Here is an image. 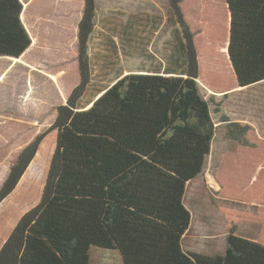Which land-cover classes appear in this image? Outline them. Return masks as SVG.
<instances>
[{"label":"trees","instance_id":"1","mask_svg":"<svg viewBox=\"0 0 264 264\" xmlns=\"http://www.w3.org/2000/svg\"><path fill=\"white\" fill-rule=\"evenodd\" d=\"M185 2L168 0L183 70L126 75L87 108L80 103L92 80L88 43L97 0H84L81 81L57 107L54 123L21 150L0 186L1 206L36 169L33 194L50 164L41 199L0 248V264H90L92 247L118 251L123 264H264V244L236 235L234 219L223 254L187 253L182 246L192 223L186 189L203 174L217 129L199 83L224 80L227 69L235 87L264 83V0H220V10L215 0H195L192 19ZM23 9L21 0H0V57L18 59L32 44ZM221 11L225 44L215 40L211 25ZM222 119L227 135L246 143L251 127ZM54 131L52 159L37 168L40 147ZM256 182L224 195L260 203L264 191L253 187ZM244 215L235 213L237 220ZM259 219L264 227V216Z\"/></svg>","mask_w":264,"mask_h":264},{"label":"rangeland","instance_id":"2","mask_svg":"<svg viewBox=\"0 0 264 264\" xmlns=\"http://www.w3.org/2000/svg\"><path fill=\"white\" fill-rule=\"evenodd\" d=\"M21 1L27 9L26 5L32 0ZM51 1L64 0H46V4H51ZM82 3L83 0L65 1V5L74 11L80 9ZM185 3L187 11L190 10L189 18H194L195 0H186ZM214 3V7L220 10V0ZM96 14L88 56L94 74L99 65V68L107 67L108 80L123 78L129 74L125 73L126 70L152 69L156 63L162 64L166 55L169 56L175 32L179 30L170 21L168 0H97ZM214 18L211 25L215 26V40L225 44L228 30L223 11L221 17ZM23 19L24 15L22 22ZM132 48L136 54L134 62L129 56ZM216 49L219 51L218 46ZM220 52L217 55L224 59L226 55ZM11 62L8 57H0V186L21 150L54 123L57 107L63 103L64 94L75 82L68 77L61 89L51 87L49 92L41 79H25L22 68L9 70ZM227 73V78L232 77L228 69ZM74 75L76 77V72ZM227 78L224 85L228 88L223 87L224 80L221 79L199 83L202 97L210 102L217 129L203 174L190 182L186 189L185 205L192 215L191 227L182 242L187 253L223 254L231 219L236 221L231 224L236 235L264 244V227L259 219L264 216V198L257 203L224 195H238L237 190L254 181L257 182L253 187L264 191V83L252 89H240L233 85V78ZM104 86L102 81L95 80L80 103L81 107H88L89 101L106 89ZM223 117L230 123L251 127L243 138L246 143L227 135L228 123L222 121ZM56 141V131L44 140L36 157L37 168H45L44 164L53 156ZM49 167L45 169L44 182L35 193L31 194L32 177L36 173L33 169L16 192L0 206V248L15 221L39 203ZM211 182H216L214 187H211ZM236 212L245 215L237 220ZM251 216H255V221L249 218ZM90 264H123V261L118 251L92 247Z\"/></svg>","mask_w":264,"mask_h":264},{"label":"crops","instance_id":"3","mask_svg":"<svg viewBox=\"0 0 264 264\" xmlns=\"http://www.w3.org/2000/svg\"><path fill=\"white\" fill-rule=\"evenodd\" d=\"M65 1L66 0L63 2L51 1V4H46V0H32L29 2V5H27L28 8L23 10L25 11L23 24L31 36L32 44L20 58H8L12 61L9 66V70L22 68L25 73V79L30 78L31 81L35 77L39 78V80L41 79L42 84L47 87L46 91L49 92H51V87L61 89L64 86V81L68 77H72L75 82L70 87V90L64 94L63 103H61V105L66 102L73 89L81 81L79 69V24L83 17L85 7L83 0L81 8H77V10L74 11L69 8L67 4L65 5ZM61 3H64L65 7L60 6ZM46 7L49 8L45 10ZM202 7L203 9H206L204 6ZM66 17H68L67 20L64 19ZM172 45L173 47L169 52V56L166 55L165 61H163L162 64L156 63L152 69L126 70L125 73H160L161 75H173L182 71L184 67L182 40L178 41V39H176L172 42ZM132 49L133 50L129 51V56L134 62L136 60V54L135 48ZM99 67L100 65L98 66V70L95 72L96 74H94L92 70V80L90 86L95 80H98V82L102 81L103 84L106 85L104 87L108 88L121 79V77H118L114 80H108L109 72L107 67ZM75 72L76 77L74 75ZM94 77H98V79H95ZM259 85L245 88L241 87L240 89H252ZM102 94L103 91L94 96L95 98L89 101L90 105L87 108H89ZM19 219L15 221L14 225L7 234L8 236L16 226Z\"/></svg>","mask_w":264,"mask_h":264},{"label":"built area","instance_id":"4","mask_svg":"<svg viewBox=\"0 0 264 264\" xmlns=\"http://www.w3.org/2000/svg\"><path fill=\"white\" fill-rule=\"evenodd\" d=\"M215 183H216V182H215ZM215 183L211 182V184H210V185H211V187H214Z\"/></svg>","mask_w":264,"mask_h":264},{"label":"water","instance_id":"5","mask_svg":"<svg viewBox=\"0 0 264 264\" xmlns=\"http://www.w3.org/2000/svg\"><path fill=\"white\" fill-rule=\"evenodd\" d=\"M239 88H241V87H239Z\"/></svg>","mask_w":264,"mask_h":264}]
</instances>
